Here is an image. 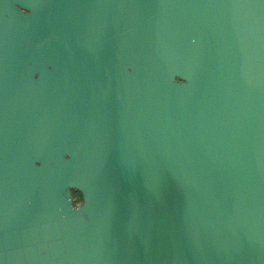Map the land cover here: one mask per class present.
<instances>
[{
  "label": "water",
  "instance_id": "water-1",
  "mask_svg": "<svg viewBox=\"0 0 264 264\" xmlns=\"http://www.w3.org/2000/svg\"><path fill=\"white\" fill-rule=\"evenodd\" d=\"M0 264H264V0H0Z\"/></svg>",
  "mask_w": 264,
  "mask_h": 264
},
{
  "label": "clouds",
  "instance_id": "clouds-1",
  "mask_svg": "<svg viewBox=\"0 0 264 264\" xmlns=\"http://www.w3.org/2000/svg\"><path fill=\"white\" fill-rule=\"evenodd\" d=\"M17 7H19V5ZM20 10L22 12H24L26 15H30L31 14V10L28 9V8H20ZM129 71H131V69H129ZM37 78H39L38 74H37ZM176 83L185 84V83H187V81L183 80L181 77H177L176 78ZM68 159H71V157H68ZM69 191L71 192L72 196L75 198L74 202L70 201V204H69L70 209L72 211H80V210H82L84 208V206L86 205V195H85V193L82 190H80L79 188L74 187V186L68 188L66 194Z\"/></svg>",
  "mask_w": 264,
  "mask_h": 264
},
{
  "label": "rangeland",
  "instance_id": "rangeland-1",
  "mask_svg": "<svg viewBox=\"0 0 264 264\" xmlns=\"http://www.w3.org/2000/svg\"><path fill=\"white\" fill-rule=\"evenodd\" d=\"M75 199V198H74Z\"/></svg>",
  "mask_w": 264,
  "mask_h": 264
}]
</instances>
